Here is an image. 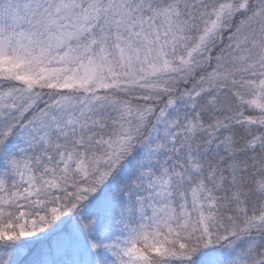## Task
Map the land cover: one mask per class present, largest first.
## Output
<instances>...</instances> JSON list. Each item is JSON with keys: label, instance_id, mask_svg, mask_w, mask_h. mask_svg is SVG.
Instances as JSON below:
<instances>
[{"label": "snow or ice", "instance_id": "1", "mask_svg": "<svg viewBox=\"0 0 264 264\" xmlns=\"http://www.w3.org/2000/svg\"><path fill=\"white\" fill-rule=\"evenodd\" d=\"M0 264H264V0H0Z\"/></svg>", "mask_w": 264, "mask_h": 264}]
</instances>
